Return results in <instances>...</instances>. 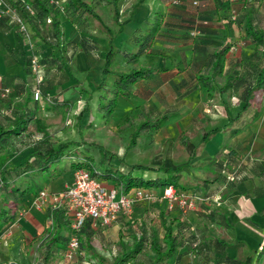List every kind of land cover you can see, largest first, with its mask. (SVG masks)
Here are the masks:
<instances>
[{"label":"crops","instance_id":"0c3cea01","mask_svg":"<svg viewBox=\"0 0 264 264\" xmlns=\"http://www.w3.org/2000/svg\"><path fill=\"white\" fill-rule=\"evenodd\" d=\"M232 1L231 3L229 0H199L202 6L201 11L198 13L194 10L190 0H183L179 4H172L171 0H144L135 7L132 20L124 25L123 32L121 33H124V35L120 34L116 37L114 42L120 48V52L116 55L118 59L115 58V61L111 65L115 66L114 68H128L125 52H128L130 48L133 49L136 46L135 36L143 33L153 24L154 20L157 18L160 19V24L151 39L150 47L140 57L141 62L152 67V73L148 77L138 79L132 85L134 91L131 94L126 95L120 92L117 94L116 104L107 124L108 127L114 132L122 129V136L129 139V135L134 129L135 124H138L143 119H151L153 121L159 116L166 115V119L159 126L145 127L144 132L152 138L156 137L158 141L155 146L156 151H150L151 156L149 157L154 161L153 165H163L173 170L177 169L180 175H182V172L194 174L192 171H195L197 176L195 174L194 176L200 177L201 179H198L201 181L206 180L205 184L208 187L203 186V189L212 192V196L221 195L211 202H206L207 200L198 202V205L188 212L182 213L178 211L175 216L171 217L167 216L168 212L173 209L176 210L177 206L173 209H168L166 201L164 200L157 202H136L129 216L121 214L115 221L107 225L99 223L94 225L92 223L95 227L94 242L97 253L111 258L117 253L119 241L131 243L138 232L144 234L146 240L145 247L148 246L151 231L155 228L147 231L146 224L142 222H137L138 226L136 227L132 215L136 213V215L140 216V208L150 211L154 206H159L161 208L158 209V216L160 212H164L167 220L171 221L174 226H177V222L183 223L182 228L174 227L178 235L179 245L169 260L170 264L172 261V264H184L183 259L185 256H194L195 251L191 247L195 246L198 241H206L205 244H211L213 253L222 256L221 249L215 243L216 239L226 242L224 250L230 258L240 259L242 258L241 256L245 255L244 258L250 257V261L247 264L253 263L255 255L250 249L248 251V249L244 248L242 244L243 239L240 236L245 234L252 241V237L255 238V234L257 238V228L260 226L261 229V226H264V95L257 116L250 119L239 132L231 134L228 122L243 105V101L236 98V103L230 104L229 106L226 105L227 107L222 103L213 105L212 107L220 112V115L215 114L209 116L212 119L211 123L205 126L203 125L202 129L188 138V141L185 139V142H174V145L172 143V140L178 137L181 131L185 129L186 124L191 120V113L196 106L191 101H193L192 99L196 94H204L208 100L212 98L216 100L217 97L220 98L228 95V92H221L214 97H210L206 88L198 79L213 49L224 42L229 43L231 37H235L239 32L246 39L243 21L241 20L244 13L251 14L253 23L264 28V25L260 24V21H257L255 17V13L264 14V0ZM228 5L231 8L235 6L239 10L240 16L238 22L234 20L229 22L224 16L227 12ZM129 6L130 4L125 10V15L129 12ZM263 17L264 15H259V19ZM200 18L205 23L198 25L197 23ZM63 26L64 41L68 42L71 28L66 26L65 23ZM88 27L93 32L104 34L102 39L106 41L104 32L91 25ZM0 33L4 37V39L0 37V82L3 86L10 88L8 94L11 92L10 96H7V94L5 97L7 101L6 99L3 100V98H0V114H5L11 113L14 108L13 106L18 103H23L26 100L29 102L32 101L30 89L32 87V78L24 72L23 62L25 55L21 53L25 51L21 37L19 36L20 34L15 31V28L3 29L2 27H0ZM179 35L180 39L176 40L175 38ZM91 36L95 37L93 35L89 37ZM128 42L129 45L125 46V43ZM247 43L254 46L255 52V45L249 41ZM172 44H179L185 48L188 47L190 55L188 57L163 56L166 52L163 49ZM18 48L23 49V52L21 51L20 54H16ZM73 49H75V44L69 41L67 55L72 59L70 62L72 65L70 64L69 66L68 64L67 66L68 62L62 65L67 71L62 72V77L59 79L60 83L58 82L59 84L53 85V88L58 86L56 92H52V94L50 92L52 87L50 89L49 86L43 85L41 99L43 101L41 103L38 101L40 107L37 109V115L47 124V122H53L56 119L55 117L59 115L60 109L70 105L67 113L64 115V120L69 119V121H73L74 117H76L74 123L78 129L77 133L79 138H67L64 140H75V149H77L81 146H89L87 143H83L84 137L81 135V130L84 124H90L92 111L98 108V104L100 105L102 103L100 96L103 94L99 93L100 90L95 91V89H92L93 84L88 73H85L86 79L83 80L77 74H72L70 70L71 66L73 67L75 63L77 64L75 65L77 66L75 73H78L80 69H90V66L93 65L101 68V62L99 64H92L91 62L89 66L90 62L88 56H86L89 54L79 49L78 46L74 53H72ZM193 53L195 54L194 56ZM228 54L227 51L224 72L227 71ZM104 55H106V52ZM82 56L86 58V61L81 59L83 58ZM241 56L243 57L242 53L239 57ZM18 65L20 66V71L14 69ZM42 82L44 84L45 79ZM61 82H64V84ZM29 85L30 88L27 90ZM233 90L236 92V88L232 89L231 92ZM43 93H46L48 97L52 95L55 101H50L51 98H49V101L45 100L44 98H47V96L43 98ZM80 99H83V105L84 103L88 105V109L81 113L80 118H77L80 108L78 111L75 109L76 105L80 107V104L78 105V100ZM57 101L60 102L56 103ZM120 108L122 112L119 115L117 113ZM89 111L90 113L88 114ZM137 113L141 114L140 119ZM115 114L118 116H115ZM125 117L131 118L130 123L126 122L120 125L121 121L125 120ZM33 125L35 126L34 123L30 124V127ZM203 129H207L209 132L211 129H214L212 130L214 134L215 132H221L223 141L212 157H201L200 155L194 154V157H192V152L195 153L197 148L193 141L198 139ZM50 133L51 141H64L54 138L51 129ZM210 134L208 133V135ZM24 135L23 138L25 139ZM37 135L39 137L34 136L35 139H32V141L29 139L31 141L28 143L29 148L23 150L22 157L23 151L21 150L19 152L20 154L10 153L8 155L12 161L10 162L8 160L6 166H10L12 169L8 170L9 172L7 174L9 176L10 172L16 173L11 179L12 182H17L21 178L26 179L25 183L23 182L25 194L17 202L14 217L0 227V264H42V257L45 251L43 242L46 239L48 231L52 228L51 219L48 215V206L51 203L36 206L32 203V199L40 188L44 187L50 191L59 192L74 178L75 168L71 167H67L65 171L55 174L53 177L47 176L48 170L39 168L30 169L18 174V170L13 168L14 166L21 164L28 158L30 160L34 159L31 151L41 134L37 132ZM80 138L82 142L79 140ZM17 139L14 137L9 147L14 148ZM177 139H180V137ZM197 142L195 141V143ZM128 144L134 146L136 141H129ZM144 144L142 146L146 147ZM119 145L116 153L121 155L123 147L122 144ZM128 148H124V150L126 151ZM251 149L253 150V155H250ZM243 153H245L244 156ZM15 155H19L21 160L16 158ZM248 155L250 156L246 158ZM190 162H192L191 165L194 168H189L188 165H190ZM3 164H5L4 161L1 162L0 167ZM234 164L239 165L237 169L241 177L237 180L240 182L237 180L228 182L226 180L229 169L231 167L233 168ZM131 166V164H127L123 167L120 164L118 169H124V171L131 170L132 172L134 169H138L132 168ZM147 171L144 170L142 173L149 175L155 174L152 170L151 173H147ZM198 173L201 174L198 175ZM162 174L163 172L159 173V175ZM102 181L109 186L116 185L123 190L119 184H116L111 179H102ZM151 188L159 192L162 189V187L154 186ZM185 190H190V187ZM207 199H210V197ZM190 211L193 212L191 216L189 215ZM68 216L70 218L69 214ZM158 219L162 227L160 216ZM195 219L196 221H194ZM238 225H242L243 228L241 229ZM157 232L162 237L163 227L161 233L158 230ZM256 243L259 242L253 243L250 248H258L260 245ZM199 251L206 253L205 249H199ZM245 251L247 252L246 254ZM150 252L151 250L149 248L148 256ZM223 262L225 261L222 260L220 263L223 264ZM57 264L94 263L85 258V256L82 257L80 255H76L72 260L66 261L61 253ZM230 264H238V262Z\"/></svg>","mask_w":264,"mask_h":264},{"label":"trees","instance_id":"16d2710c","mask_svg":"<svg viewBox=\"0 0 264 264\" xmlns=\"http://www.w3.org/2000/svg\"><path fill=\"white\" fill-rule=\"evenodd\" d=\"M14 7L19 11L24 20L26 21L31 35L34 38L36 48L34 54L37 57L39 64L44 71H49L52 68L60 69L65 63L64 57L67 56V45L70 41L75 44L76 47L84 51H89L92 47L91 41L83 36L71 33L68 42L64 41V26L61 22V13L71 16L77 15L78 20L86 23L88 26L98 28L105 33L108 49L105 55V63L103 71L105 74H110L112 80L106 81V76L103 80L92 82L93 89L100 90L102 85H108L107 88L112 90V96L108 98L109 101V113L112 112L113 107L116 104V96L120 92L122 94L129 95L134 89L132 85L140 78L148 77L152 73V67L144 64L140 61L142 54L150 47L151 39L154 36L159 24L160 19L154 20L143 33L135 36L136 46L126 53V67L112 68L110 65L115 61L116 55L120 52V48L115 44V39L123 32L124 25L132 20V15L135 11V7L142 3L144 0H131L129 6V12L122 17L120 13L123 0H107L111 19L116 24L115 28H112L107 24L102 16L96 11V9L86 0H11ZM22 1H26L33 9V13L30 14L22 6ZM183 0H177L172 4H179ZM230 2L232 0H229ZM233 2V1H232ZM231 2V3H232ZM190 3L194 7L196 12L201 11V2L197 0ZM228 3V2H227ZM229 4V3H228ZM231 6V4H230ZM228 5L226 18L227 20H235L237 15L234 7L231 8ZM230 12L228 13V11ZM234 15V17H232ZM50 18L47 21V18ZM243 26L245 30L246 40L253 43L256 47L255 54L258 57L263 56L264 50V28L257 26L253 23L252 15L244 13L242 15ZM99 23L96 26L95 23ZM205 23L200 18L198 25ZM0 27L3 29L15 28L16 32H22L19 30L18 25L11 21L7 16L0 17ZM230 48L228 42H224L213 49L209 54L202 72L199 74L198 79L202 85L206 88L210 97L216 96L221 92L230 93L232 89L236 88L237 98L243 101L242 107L229 119L230 133L234 134L239 132L243 126L252 118L256 117L259 113V107H261L263 95H264V66H257L253 60L249 68L240 71L239 68L232 67L224 72L226 53ZM23 68L25 74H28L30 78H33L30 65V55L24 56ZM110 78V77H109ZM221 79V80H220ZM8 86L0 87V98L5 100L6 95H2L4 88ZM9 88V87H8ZM27 87V90H29ZM10 89V88H9ZM31 97L32 101H25L14 105L11 113L0 114V147L5 149L11 145L12 139L16 136L24 135L28 131L30 124H35L36 132L41 136L36 140L31 151V155H34V159L29 158L24 160L19 165L13 168L18 170V174L30 169L39 168L42 170H48L49 177L61 173L71 168H86L91 171L93 175H96L99 179H111L116 184H119L124 191H127L134 186L142 187H163L168 184H173L177 188L186 189L190 187L191 191L199 193L204 199L198 200V202L204 201L205 198L212 195V192L203 189L200 186H182L178 183V177L181 176L180 172L175 169H170L163 165L153 164H132V168H138L142 170H152L154 175L135 173L131 170L123 172L110 160L106 162L104 167L98 166L105 162L106 155L101 156L100 160L95 164L93 154L90 153H78L75 149V140H64L59 142H53L50 140L51 133L47 124L37 115V109L40 107L38 101L33 98L32 89ZM47 100L46 98H44ZM7 101V99H6ZM48 101V100H47ZM57 101L56 103H59ZM255 103V104H254ZM88 109V105L84 103L77 118L81 117V113ZM166 119V115L159 116L155 120L143 119L136 124L134 130L129 135L130 141H136L137 132L140 129L150 126H159ZM90 124L92 122H89ZM216 129V128H215ZM214 129H211V131ZM137 131V132H136ZM209 130L204 131L203 139L208 137ZM71 145H74L73 147ZM90 145H98L95 142H90ZM100 149V148H99ZM72 154V155H67ZM66 156L70 161L63 165L57 166L56 163ZM7 159V156L4 157ZM4 159V162L6 160ZM234 166V165H233ZM12 169L10 166H6V163L0 167V227L14 217V211L17 206V202L25 194V178H21L17 182H12L8 177V170ZM233 168L231 167L229 171ZM163 172L162 175H159ZM227 177V176H226ZM204 187L206 186V180L202 181ZM197 202V203H198ZM48 215L51 219L52 228L48 231L46 239L43 242L45 251L42 257V264H57L60 259V255L64 253L68 239L70 236V218L65 207L48 206ZM163 227V236L158 235L157 230L151 231L148 247L151 252L148 256L149 264H168L172 255L176 252L179 245L178 235L175 232L174 227L182 228L183 223L177 222L174 226L171 221L167 220V216L164 212L159 214ZM179 223V224H178ZM95 227L92 224L91 217H87L81 227L78 230L80 237V249L85 252L86 258L94 264H128L131 260L137 257V254L145 247V236L143 233L138 232L131 243H124L119 241V247L117 253L108 258L101 255L95 250L94 242ZM216 245L221 249L222 256L217 258V264L222 260L227 263L240 262L237 258H230L224 248L226 242L220 239L215 240ZM84 256V255H80ZM249 263L250 257H245L244 261Z\"/></svg>","mask_w":264,"mask_h":264},{"label":"rangeland","instance_id":"374dc122","mask_svg":"<svg viewBox=\"0 0 264 264\" xmlns=\"http://www.w3.org/2000/svg\"><path fill=\"white\" fill-rule=\"evenodd\" d=\"M86 1H88L96 9V11L102 16V18L104 19V21L107 24H109L112 28H115L116 24L111 19V15L109 12L110 9L107 5V0H86ZM130 2H131V0H123V4H122L121 9H120V13H121L122 17L125 15V10L128 7V5L130 4ZM234 10H235L236 15H237V17L234 21L238 22L240 12L235 7H234ZM229 12H230V10L228 11V13ZM259 15H264V14L263 13H260V14L255 13V17H256L257 21H260L259 23L264 25V17L262 19H259ZM224 16L226 17V14H224ZM61 19H62V22H64L66 24V26L71 28V33H73V35L77 34L78 36L86 37L87 39H89L91 41V44H92L91 49L89 51H85L86 54L87 53L89 54V55H86V56H88V59L90 62L89 66L91 65V62H92V64L93 63L99 64L101 62L100 63L101 68H98L97 66L93 65V66H90V69H88V68L85 70L80 69L79 70L80 73L79 72L75 73V71H76L75 69L77 67V66H75V65H77L75 63V65L73 67L71 66V69H70L71 73L77 74V76H79L83 80L86 79L85 73H88L92 82H94V81L97 82V81L103 80L104 77L106 76L105 80L110 82L112 80V77L110 76V74H105L107 72L103 71V66L105 63L104 53L107 51L106 49H108L105 39H104V41L102 39L104 34H102V33L99 34L97 32H93L92 30H90V28L87 26L86 23H83L81 20H78L77 15L72 14L71 16H68L62 12ZM227 21H229V20H227ZM95 24H96V26H98L99 23L96 22ZM18 33L20 34L19 36L21 37V40L23 43L22 45H23L25 52L21 53V51L23 52V49L21 50L18 48L16 51V54L21 53L24 55H30L32 50L28 47L23 34H21L19 31H18ZM90 35H93L95 37H92V36L89 37ZM121 35H124V33ZM243 36L244 35L239 32L235 35V37H233V36L231 37V40L229 42L230 48L228 50L229 54H228V63H227L228 66L226 68L227 70L230 69V66H231V68L236 67V68H239L240 71H243V70L249 68V66L252 64V63H250L252 60H253V62H255L256 67L261 66V65L264 66V50L262 51L263 56L259 58L254 53V46L251 44H248L246 39L243 38ZM0 37L2 39H4V37H2L1 35H0ZM175 39L179 40L180 35L178 37H176ZM128 45H129V42L125 43V46H128ZM130 50H131V48L129 49V51ZM163 50L166 51L163 54V56H167V57H170V56L188 57L190 55L188 47L185 48L184 46H180L179 44H172L170 46H167ZM241 53L243 54V57L242 56L239 57L241 55ZM117 54H119V52ZM194 55L195 54L193 53V56ZM103 56H104V58H103ZM82 57L83 58H81V59L83 61H86V58L84 56H82ZM64 59H65L66 63L68 62L67 66H68V64L70 66V64H71L70 62L72 59L69 57V55L64 57ZM116 59H118V58L116 57ZM238 60L240 61V63H238L239 62ZM80 66H82V65L80 64ZM110 66L112 68L115 67L113 65H110ZM14 69L20 71V66L18 65L16 67H14ZM31 71H32V73L34 72L32 68H31ZM40 71L43 73L42 81L45 79L44 84L42 81L40 82L41 91H42V87L49 86L50 89L52 87V90L51 91L49 90L52 93V92H56V89H58V86H56L57 88L56 87L53 88V85L60 83L59 79H61V77H62V75H61V74H63L62 72H66L67 70L65 67H61L60 69L54 68V69H51L49 71H44V69L41 68ZM34 75L35 74L33 73V78L31 80V85L33 87L36 85L34 82V79H35ZM62 84H64V82ZM1 86H3V84L0 82V87ZM106 87H108V85L103 84L102 88L100 89L99 93L103 94L102 96H100L102 103L100 105L98 104V106H97L98 108H95V110L92 111V118H91L92 123L91 124H87V123L84 124L83 128L81 130L82 134L80 133L84 137L83 143H87L89 146H87V147L81 146L80 148H77L76 150L78 151V153L79 152L80 153L85 152V153L93 154L95 164L100 160V158L103 154H104V156L106 155L105 162L101 163V164H100V162H99V164L97 163L98 166L99 165L100 166L105 165L106 162H108V160H110V159H112V162L117 167H119L120 164L123 165V167L127 164L132 165L135 163L153 164L154 161L151 160V157H149V156H151V152L156 151L155 146H156V142H158L156 137L152 138V137H150L149 134H146V132H144L145 128L140 129L138 132L136 131L138 133L137 134L138 136L136 138V144L134 146H131V144H128L130 140L127 139V137L122 136V129H118V131L114 132L111 128L108 127L107 124H108L110 114H111L108 111V109L110 107L108 98H110L112 96V90L110 88H106ZM46 88H48V87H46ZM87 89H89V88H87ZM10 94H11V92L7 96H10ZM45 96H47V94L43 93V98ZM222 96H223V94H222ZM47 98H51L50 101L54 100L52 95H50V97L47 96ZM236 98H237V94L234 90L232 92L228 93L227 96L224 95L223 97H220V98L217 97L216 100L214 98L208 100L204 94H202V95L196 94L192 99L193 101H191V103L196 105L195 108L193 109V112L191 113V120L188 124H186L185 129L182 130L181 133L178 135V137H180V139H177L178 138L177 137L175 140H172L173 145H174V142L175 143H179V141L185 142V139L188 141V138L191 137L198 130L202 129L203 125L205 126L208 123L210 124L212 119L209 116L215 115V114L220 115V112H218L214 107H212L213 105H218L219 103H222L225 106L226 105L229 106L230 104L236 103V100H237ZM39 101L41 103L43 100L41 101V99H40ZM78 105L80 107H77V105H76V109H75L76 111H78L79 108L80 109L82 108L83 99L78 100ZM69 107H70V105H67L66 107H63L62 109H60L59 115H56V117H55L56 119L53 122L52 121L47 122V126H49V130L51 129L53 131L52 135L57 140H60V139L64 140L67 138H79V135L77 133L78 129L76 128V125L74 123L76 117H74L73 121H69V119L64 120V115H65V113H67ZM113 109H114V107H113ZM113 109H112V111H113ZM121 112H122V109L120 108V110H118L117 114L120 115ZM89 113H90V111L88 112V114ZM117 114H115V116ZM4 115H6V113ZM137 116L139 119L141 118V114L137 113ZM125 120H122L120 125H123V123L125 124L126 122L130 123L131 118L125 117ZM134 126H136V124ZM206 130L207 129H203L200 136L198 137V139L193 141L195 144V147H197V148L195 150V153L192 152V155L194 154V155H200L201 157H205V156L212 157L214 155L215 151L218 149L219 145L222 143L223 135L221 134V132H218V133L215 132V134H214V131H210L209 133H211V134L208 135L209 137L206 140H204L203 139V133ZM25 133H26L24 135L25 139L23 138V134L20 137H15L16 139L17 138H20V139H17L14 148L7 147V148L3 149L0 147V164H1V162L4 161L5 156H7V159H5L6 162L8 160L11 162L12 160H10V158L8 156L10 153L18 154L20 152V150L23 151L26 148H29L28 143L31 142L32 139H35V137H39L37 135V132L35 131L34 125L31 126L28 129V131ZM29 139H31V141ZM79 140L82 142L81 138ZM195 141H198V142L195 143ZM90 142H95L96 144H99V146L98 145H90ZM119 144H122V147H123L122 148L123 152L121 151V155L116 153V151L118 149L117 147L120 146ZM142 144H144L146 147H143ZM71 146L73 147V145H71ZM124 148L125 149L128 148V149L125 151ZM23 153H24V151L22 152L21 157L23 156ZM250 153H251L250 155H253L252 149H251ZM244 154L245 153H243V156H244ZM194 155L192 157H194ZM250 155H248L246 158H248ZM15 156H16V158H19V159L21 158V157H19V155H15ZM235 157H237V156H235ZM69 161H70L69 158L63 157L56 163V165L60 167V166L65 165ZM191 163L192 162H190V165H188L189 168H194V166H192ZM238 166H239L238 164H234L233 169L228 172L227 177H226V180L228 182L229 181H235V180L240 178L239 177V170L237 169ZM101 167H104V166H101ZM121 170L123 172H127V171H124V169H121ZM234 170H236V171H234ZM133 172L141 173L142 170L134 169ZM192 172H194V174L197 176L195 171H192ZM233 172H235L236 174L235 173L233 174L234 179L231 180L230 176ZM147 173H151V170H148ZM194 174H192L190 172H187V173L182 172V175L178 177V183L180 185L186 186V187H189V186L203 187L204 184L200 180L201 178L194 176ZM200 174L198 173V175H200ZM15 175H16L15 172H10L8 177L10 179H12ZM198 178H200V179H198ZM237 181H239V180H237ZM154 187H156V186H154ZM156 192H159V191L156 190ZM219 195H221V194L213 195V196L211 195V196H209L210 199L205 198V201L207 200L206 202H211L212 200H215V198H218ZM196 205H198V203H196ZM159 208H161V207L154 206L153 208L150 209V211H146V210H143L140 208L139 209L140 214H141L140 216L136 215V213L132 215L133 216L132 218H134L135 226L136 227L138 226L137 222H142V223L146 224V230L147 231H150L151 228H155L161 233L162 227L159 223V219H158L159 216L157 214L159 212L158 211ZM178 211H180V209L177 207L176 210L173 209L172 211H169L170 213L168 212L167 216L168 217L175 216L178 213ZM189 215L190 216L193 215V212L190 211ZM135 216H137V217H135ZM255 218H257V216H255ZM194 221H196V219ZM238 226L241 227V229L243 228L242 225H238ZM261 227L263 229L262 228L260 229V226H259V228H257V231H258L257 238H256V234H255L254 235L255 238L252 237V241L245 234H242L240 236L243 239L242 244H243L244 248L248 249V251L250 249L251 252L255 255V259H254L252 264H264V226H261ZM195 230H196V228H195ZM205 242L206 241L196 242V245L191 247L193 249V251H195L194 256H192V257H188V256L186 257L185 256V258L183 259V262H185V263L188 262L187 264H217L218 262L216 260H217V258L220 259L221 256H218L216 253H213L214 252L212 250L213 248H211L212 245L211 244H209V245L205 244ZM255 242H259L256 244L257 245L259 244L260 246L258 248H253V247L250 248L251 245ZM199 249H201V250L205 249L206 253H204L203 251H199ZM148 253H149V248H148V246H146L138 254V256L135 259H133L129 262V264H147L149 262ZM246 253L247 252L245 251V254ZM84 256L86 258L85 252H84ZM244 256L245 255L241 256L242 258L239 259L240 262H238V264H247V261L246 260L244 261ZM172 263H173V261H172ZM223 264H227V262L225 261V262H223Z\"/></svg>","mask_w":264,"mask_h":264},{"label":"built area","instance_id":"2783aa9c","mask_svg":"<svg viewBox=\"0 0 264 264\" xmlns=\"http://www.w3.org/2000/svg\"><path fill=\"white\" fill-rule=\"evenodd\" d=\"M172 1L176 2L177 0ZM196 2L197 0H193V3ZM22 6L30 14L33 13L32 7L26 1H22ZM1 16H7L18 25L28 47L32 50L30 65L35 74L34 82L36 84L32 89V95L35 100L39 101L42 99L40 82L43 79V73L40 71L42 67L34 54L36 44L31 31L11 0H0ZM49 20L50 18L48 17L47 21ZM9 90L8 87L4 88L2 95L9 92ZM234 173L230 176L231 180L234 179ZM239 177H241L240 172ZM202 199L204 197L199 193L177 188L173 184L163 186L160 192H156L151 187L142 186H134L124 191L116 185L109 186L105 184L96 175H93L90 170L82 167L75 169L73 180L59 192L50 191L44 187L40 188L33 197L32 203L36 206L51 203L52 206H61L67 209L71 220L70 236L63 253V258L66 261H70L76 255H84L83 250L80 249L78 230L87 217H91L94 225L98 223L107 225L115 221L121 214L129 216L136 202H157L161 200L166 201L168 209H173L177 206L180 211L186 213L194 208L198 200Z\"/></svg>","mask_w":264,"mask_h":264}]
</instances>
